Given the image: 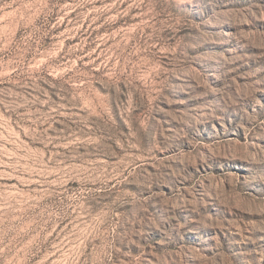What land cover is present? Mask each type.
<instances>
[{"label": "rangeland", "instance_id": "1", "mask_svg": "<svg viewBox=\"0 0 264 264\" xmlns=\"http://www.w3.org/2000/svg\"><path fill=\"white\" fill-rule=\"evenodd\" d=\"M0 264H264V0H0Z\"/></svg>", "mask_w": 264, "mask_h": 264}]
</instances>
